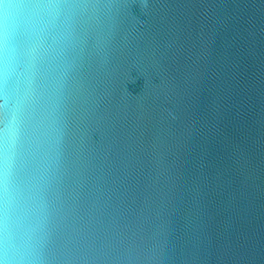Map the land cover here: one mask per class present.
I'll use <instances>...</instances> for the list:
<instances>
[{
    "label": "water",
    "instance_id": "water-1",
    "mask_svg": "<svg viewBox=\"0 0 264 264\" xmlns=\"http://www.w3.org/2000/svg\"><path fill=\"white\" fill-rule=\"evenodd\" d=\"M34 2L0 0V261L264 264V0H55L30 59Z\"/></svg>",
    "mask_w": 264,
    "mask_h": 264
},
{
    "label": "clouds",
    "instance_id": "clouds-1",
    "mask_svg": "<svg viewBox=\"0 0 264 264\" xmlns=\"http://www.w3.org/2000/svg\"><path fill=\"white\" fill-rule=\"evenodd\" d=\"M25 12L33 18L30 36L23 49V54L30 59H35L46 51L45 46V21L55 19L61 13V5L55 0H36L27 5ZM16 29L8 19H0V77L7 78L14 69L16 58L20 53L15 42ZM14 130L8 133L9 140L14 137ZM9 164L7 160L0 168V187L3 191V225L8 237L15 235L19 231L27 239L28 236L19 223L10 221L9 218ZM0 264H7V261H0Z\"/></svg>",
    "mask_w": 264,
    "mask_h": 264
}]
</instances>
